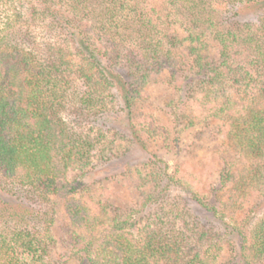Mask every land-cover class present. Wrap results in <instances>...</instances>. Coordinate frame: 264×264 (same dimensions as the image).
<instances>
[{"label": "trees", "instance_id": "trees-1", "mask_svg": "<svg viewBox=\"0 0 264 264\" xmlns=\"http://www.w3.org/2000/svg\"><path fill=\"white\" fill-rule=\"evenodd\" d=\"M60 1L63 10L25 13L0 0V264H58L53 208L34 202L61 193L78 229L69 253L78 264H264V0H220V9L218 0ZM38 23L56 35L38 42ZM166 71L185 114L176 120H200L183 109L193 103L227 120L223 145L240 167L224 159L226 193H196L195 212L161 199L143 225L119 210L98 215L69 197L83 190L72 172L90 162L95 144L66 113L103 127L117 102L162 162L135 120L144 90ZM224 247L231 256L222 261Z\"/></svg>", "mask_w": 264, "mask_h": 264}, {"label": "rangeland", "instance_id": "rangeland-1", "mask_svg": "<svg viewBox=\"0 0 264 264\" xmlns=\"http://www.w3.org/2000/svg\"><path fill=\"white\" fill-rule=\"evenodd\" d=\"M6 1L23 8L25 13L34 5L51 4L61 8L63 3L60 0ZM215 5L217 9L223 6L220 0ZM20 27L26 29L25 25ZM32 28L38 36V42L56 35L42 25L39 26V23ZM169 74L168 71L163 72L149 83L137 104L135 120L137 125L146 129L142 133L143 141L162 162H155V157H149L134 134L129 115L124 110L119 111L117 102L108 103L113 108L114 117L103 127L89 125L86 121L78 122L67 111L66 117L72 119L71 123L85 136L88 134L91 143L95 144L90 162L72 172L71 180L82 186L83 190L69 197L74 196L86 203L94 213L101 216L105 213L114 216L116 210L126 215L131 213L134 224L137 221L138 225L144 224L145 214L161 209L164 204L161 199H167V208L179 205L195 212L193 208L196 205L192 199L196 193L210 200L223 198L226 191L219 189V175L224 159L234 162L233 171L240 167L239 157L223 145L225 133L221 131L226 132L228 121L209 118L207 110L203 114L199 105L194 103L192 111L189 108L183 109L193 115L197 114L200 120L194 119L195 124L192 125L187 124L189 119L186 117L181 122L176 120V111L185 114L177 107L182 106L178 100L179 91L172 86ZM104 93L107 94V91ZM204 118L209 119L208 123L203 121ZM2 179L6 180V177L0 175ZM12 189L16 190L14 186ZM1 197L7 199L5 191L0 188ZM67 199L64 193L51 194L34 203L46 209L53 208L52 233L56 243L52 255L56 259L61 255L58 264L63 261L66 264H78L76 257L69 256L70 244L74 242L73 232L78 229L69 218ZM147 201L148 204L141 205ZM204 216L206 214L203 212ZM165 217L176 220L174 213ZM227 248L224 247L222 261L231 256Z\"/></svg>", "mask_w": 264, "mask_h": 264}]
</instances>
